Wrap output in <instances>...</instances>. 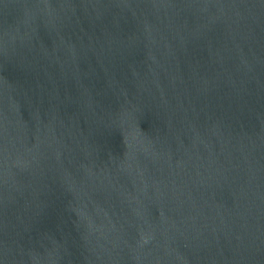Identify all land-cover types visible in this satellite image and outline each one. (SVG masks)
Listing matches in <instances>:
<instances>
[{
    "label": "water",
    "instance_id": "water-1",
    "mask_svg": "<svg viewBox=\"0 0 264 264\" xmlns=\"http://www.w3.org/2000/svg\"><path fill=\"white\" fill-rule=\"evenodd\" d=\"M0 264H264V0H0Z\"/></svg>",
    "mask_w": 264,
    "mask_h": 264
}]
</instances>
